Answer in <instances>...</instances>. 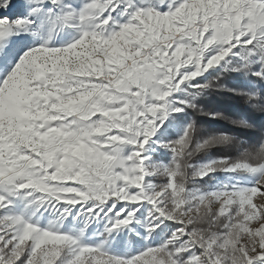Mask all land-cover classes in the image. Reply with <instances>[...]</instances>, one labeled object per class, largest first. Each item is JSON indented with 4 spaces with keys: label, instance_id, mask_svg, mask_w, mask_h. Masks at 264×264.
<instances>
[{
    "label": "snow or ice",
    "instance_id": "6c2138e0",
    "mask_svg": "<svg viewBox=\"0 0 264 264\" xmlns=\"http://www.w3.org/2000/svg\"><path fill=\"white\" fill-rule=\"evenodd\" d=\"M0 264H264V0H0Z\"/></svg>",
    "mask_w": 264,
    "mask_h": 264
}]
</instances>
